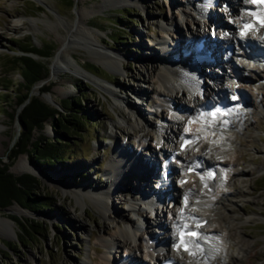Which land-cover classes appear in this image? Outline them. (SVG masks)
Here are the masks:
<instances>
[{"label":"rangeland","instance_id":"obj_1","mask_svg":"<svg viewBox=\"0 0 264 264\" xmlns=\"http://www.w3.org/2000/svg\"><path fill=\"white\" fill-rule=\"evenodd\" d=\"M65 1L0 0V84H7L9 78L15 84L8 89H0V161L7 162L9 149L21 130L16 116L20 107L15 105V95L21 92L16 88L20 78L16 71L2 73L6 67H1L5 56L20 54L13 40H29L36 48L44 44L53 46L50 57L38 58L46 66L47 74L32 86L30 94L55 107L68 120L78 121L76 131L69 136L60 130L62 127L57 122L59 158L45 169L40 167L41 170L54 173L52 181H44L20 169L21 160H25L28 166H36L26 154H19L8 168L13 175L28 173L36 176L40 184L38 198L46 201L48 206L34 207L41 212H31L16 203L0 208V217L10 218L15 230V235L6 236L0 228V264H103L100 256H103L104 248L99 240L106 239L117 229L115 221L123 218L124 221L127 219L141 224L143 216L129 209L125 201L136 183L140 187L146 186L140 181L138 183L135 176L136 180L130 179V175L134 174L133 169H128L124 175L125 183L121 182L110 191L106 215L100 211L99 202L70 190L79 186L107 190L109 179L105 171L107 165L115 160L116 155H112L114 146L129 147V151L135 150L138 155L141 144L155 146L158 124L163 121L171 124L173 118L183 124L179 114V117H172L170 109L160 102L157 93L162 89L161 83L150 75V59H160L164 55L155 39L162 37L171 41L177 31L185 34V25L191 23L189 11L196 19L194 22L200 26L199 29L207 34L204 20L200 17L202 15L186 0H146L142 5L130 1L118 2L120 0H70L71 6L66 5ZM205 6L221 21L232 22L235 19L231 18L225 2L212 1L208 4L209 9ZM214 31L216 36H221L219 29ZM260 47L264 51V45ZM113 53L121 57V69L113 68L102 58ZM56 55L59 56V64L56 65L57 71H54ZM96 59L103 63L96 62ZM65 62L71 63L70 67L80 73L67 69ZM230 62L235 66V71L241 74L251 76L260 72L235 47ZM230 62H223L218 70L215 66V71L222 73L221 83L225 92L233 88L235 97L241 98L246 105L239 115L232 117V121L239 122L241 127L229 128L227 131L231 135L230 148L234 157L244 154L246 160L235 163L233 170L240 171V175L228 182L229 189L241 192L221 200V203L227 204L224 207L221 203L209 207L210 224L220 230L224 244L223 250L211 253L209 264H264V85H252L239 77L234 82L235 86L230 88L229 76L233 75ZM86 71L99 76L98 81L104 88L87 80L84 76ZM201 79L214 88L209 77L203 75ZM41 86H48V92L39 94ZM108 88L109 91L106 90ZM135 90L144 94H137ZM177 97L184 106L191 105L187 96L178 93ZM73 99H77L78 103H72L71 111L63 112L59 104L67 106ZM126 104L140 111V117L137 118L143 127L139 125L137 132L133 129L135 114L128 111L127 106L123 107ZM114 123H120L121 126L114 129ZM50 124L49 120L41 131L33 130L31 139L54 138ZM168 146L166 140L160 139L156 149L167 150ZM169 149L170 153L174 151L171 147ZM55 151L58 150L54 148L50 153ZM145 151L147 148H142V160L150 152ZM172 179L176 184L175 177ZM150 187L149 183L147 188ZM156 212L165 227L157 225L154 210V216L148 212L143 214L149 222L147 229L149 232H159L156 234L160 237L166 236L170 224L167 221L169 208L166 203H162ZM11 217L21 221L23 227ZM74 219L83 221L84 227L74 226ZM30 221L33 225L28 228L26 224ZM19 227L23 228V232L19 231ZM144 232L138 230L136 240L112 248L109 258L124 261L128 255L135 253L143 264H152V261L141 256L146 240L140 236L147 239ZM242 241L250 246L247 248L248 253L240 250ZM183 257L186 259V254ZM111 262L110 259L108 264ZM179 262L178 259L177 263L181 264Z\"/></svg>","mask_w":264,"mask_h":264},{"label":"bare ground","instance_id":"obj_2","mask_svg":"<svg viewBox=\"0 0 264 264\" xmlns=\"http://www.w3.org/2000/svg\"><path fill=\"white\" fill-rule=\"evenodd\" d=\"M128 1L136 2L142 5L144 3L143 1L146 0H120L118 2L124 3ZM186 1L187 4L193 5L192 0ZM214 1L215 3L225 2V5H227L230 10L231 18H235V21L231 19L233 20L232 22H220L221 26H223V29L227 32L226 35H222V40H211L209 38V34L205 36L203 33L204 31H201L199 29L200 26L194 22V20L196 21V19L192 16L193 14H190L189 12L188 16L191 18V23L186 24L184 30V33L188 34L189 37H184L183 32L180 33L181 31H177L176 35L174 36L175 38H171V41H167L162 37L155 39L157 47L160 48L161 52H164V55H162L161 58L159 57L160 59H150L152 60L150 75H152L153 78H157L161 83L162 89L157 93L160 102L164 104L168 109H170V114L172 117H179L180 115L183 120V124H180L178 121H176V118H173L174 121H170L171 124H168V121H163L162 124H158L157 142L155 143V146H151L148 143H143L144 145L141 144L138 155L135 154L137 152L135 150H131L130 152L128 149L129 147L126 149L123 148V146H121L120 148H117L119 146H114L112 155H118V160H113L106 167V177L107 179H109V188L107 190H91L86 187L80 186L77 189L70 190L71 192L77 193L84 198L99 202L98 206L100 211L103 213V215H106V212L108 210L107 208L109 207L107 199L111 194L110 191L116 186H119L121 182L125 183L124 175L128 173V169L134 170V174L130 175L131 180H136L137 178L138 183L141 182L140 184L146 185L145 188L144 186L140 187L139 184L136 183L137 187L132 186L129 192L130 195H127L128 199H125L129 209L135 210L138 215L143 216V218H141L140 220L141 224H136L135 222L129 221L125 217V221L123 220V218H119L115 221V226L117 229L106 239L99 240L101 241V247L104 248L103 256H100L101 262L103 264H108L110 259L113 261L111 262V264H143L141 258H139L137 254L135 255V253L128 255V258H126V260L124 261L114 259L113 257L109 258V256H112V248L124 246L128 244L130 239L133 241L136 240L138 234L137 231L139 229H144V231L147 233V239H145V236H140L141 239L143 238L144 240H146V246L141 250V256L144 259L153 261V264H159L161 262V258L165 256H172L174 260H176V262L179 259V263L181 264H209L211 253L214 254V252H219L220 249L223 250L224 248L222 237L223 235L219 233V229L210 224L209 207H211L212 204L221 203V200L227 199V196H233L241 192L238 189H229L228 182L240 175V171L238 172L233 170V166L235 165V163L240 160L245 161L246 158L244 154L234 157L230 148L231 135H229V133L227 132L229 128H240L241 124L239 122L232 121V117H217L211 120L206 119L205 117L200 118L196 115V112L199 108L203 107L206 102H210V100L213 101V97H215L214 95L219 96V94L225 90L221 83L223 79L222 73H216V71L221 68V63L230 62V59L228 57H225L224 50H221L222 44L231 41L236 42V44L246 42L247 46H249L250 49L249 53L242 49L244 56H249V54L257 53L261 54L262 48L260 46L264 45V25L262 27H257L256 34H254L250 29L243 30L240 35L238 34L237 29L240 26L239 21L242 18L246 17L244 13L247 7L246 0ZM206 4L207 0H198L197 2H194V9L198 12V14L203 16V14L206 12ZM209 16L211 17V19L214 18L210 14ZM216 17L218 18V16ZM201 36H205V48L201 51L193 50L191 43ZM206 49H209L211 51L210 57H207L205 55L204 50ZM196 55L198 57H196ZM138 57L142 58V56ZM102 58H104V62H107L113 68L121 69L122 60L119 54H107ZM58 60L59 56L56 55V58L54 59V71H57L56 65L59 64ZM96 62L103 63V61L99 59H96ZM200 62L205 66H202ZM231 64L230 66H232V71L234 72L236 68ZM65 65L67 69L72 70L74 73H80L76 69L73 70L70 67L71 63L65 62ZM211 65L214 67L216 66L217 70L215 71V69H213ZM63 69H65V67ZM85 74L86 75L84 76L87 78V80L92 81L93 83H96L102 87V85H100L98 81L99 78H97L99 76L88 73V71H86ZM203 75H206V77H209L212 80L214 88H212V86L210 87L209 84L206 83V81L203 82L202 80L201 82V78L203 77ZM93 77L97 79H93ZM230 78L231 75L229 76V79ZM240 80H243V78ZM106 90L109 91L110 89L108 88ZM135 92H137V94H144L140 90H135ZM178 93L183 97L187 96L189 98V101L191 102V105L187 104V106H184L182 100L177 97ZM124 106H127L128 111L134 113L136 117H140V111L134 109V107H129L130 104H126ZM234 106L237 107L236 109H234L235 115L237 116L240 113V108H238V105ZM186 114L187 116L185 117ZM136 117L134 119L136 124L133 125V129L135 132H137L136 128L139 125L143 127V123H141V121ZM189 119L192 120L190 123ZM120 126V123H114L113 125L114 129H118V127ZM184 134H191L192 137L195 138V141L185 147L183 150H180L178 148V145L180 142V138ZM213 134L216 136L214 137ZM160 139H164L169 143V147L172 148L171 150H174L172 152V155L177 159V162L181 163L184 168L193 163L192 166L196 169V174H186L183 168L178 170L176 168L169 167L171 169L173 177L176 178L177 184H168L167 188L171 189V193L173 194L174 200L176 202V207H173V209L169 210L170 224L168 228L169 231L167 230V232L165 230L166 236H158L156 238L151 234L154 232H149L147 229L149 222L146 221L147 218L145 219V215H143L145 210H143L141 207L142 205L146 206V209L149 210L154 207L156 218L155 220H157V225L165 227L164 224L160 221L159 214H157L156 212V208H158L160 205H156V202L154 201H158L157 199L160 198V195H165L167 198V193L164 192L163 188L159 186V191H162V194H160L159 192H154L151 195L149 189L147 188L149 187L150 175L153 173L156 174L157 170L159 169V160L156 157V153L166 154L165 150L156 149V145H159ZM142 148H147V151H145V153L150 150V152H148V157H142L144 160L141 159L142 155H140V153H142ZM175 149H177V151H175ZM247 160L249 159L247 158ZM196 161L199 162L198 165H196ZM19 163L20 169L22 171L33 173L36 176L41 177L44 181H52L55 178L53 172L41 170L37 166L33 165L28 166L27 164H25V160H21ZM165 164L166 163H163L160 166H163ZM212 166L216 168L217 174L214 179L210 181L208 176V169L212 168ZM156 168L158 169L156 170ZM134 176L136 178H134ZM185 176H187L188 179L184 184H181L180 179ZM194 176L199 178L200 181L197 182ZM156 177L157 180H161V176ZM142 181H144L145 183ZM156 182L157 181L153 180V183L156 184ZM207 186H211L210 190H207ZM124 189L125 188L117 189L115 192ZM115 192H113L112 194L116 195ZM176 193L185 194L188 198V201L186 203H183L181 200L175 199ZM221 204L223 207L224 205H227L224 203ZM107 217L109 218V216ZM201 219H207V221L198 229L199 232L196 239H190L191 243L194 241V244L192 243L193 246L191 249H187L182 253L172 250H169L168 252H161L156 250L157 252L155 253L153 252V248V251L149 249L151 244H147L149 243L148 239L156 238L155 245H165L169 242L173 243L174 240L172 241L171 234L174 233V230L180 224H187L192 221H200ZM82 222L78 219H74L73 225H77L78 228L82 229L84 227ZM141 225H144L143 228H141ZM0 228L1 232L6 236L15 235L14 222L8 217H0ZM91 233L94 234V232ZM139 247L140 245L138 243V250ZM244 247L245 249H243ZM249 247L250 246L247 243L243 242L240 250H246L247 252V248ZM185 254L186 259L183 257V255ZM180 256L182 257L180 258Z\"/></svg>","mask_w":264,"mask_h":264},{"label":"trees","instance_id":"obj_3","mask_svg":"<svg viewBox=\"0 0 264 264\" xmlns=\"http://www.w3.org/2000/svg\"><path fill=\"white\" fill-rule=\"evenodd\" d=\"M65 2L68 6L72 5L70 0H66ZM13 44L20 54L5 56L1 62V67H6L2 73L16 71L20 78V81L16 83V88H19L21 92L15 95V105L16 107H20L16 116L18 117L21 130L18 132L17 140L9 149L10 153L7 156V162L0 161V208L16 203L31 212H41L39 208H44L48 204L46 201H41L38 198L37 189L40 184L36 176L28 173L13 175L8 171V168L19 154H26L27 157L31 158V163L39 168H47L50 163L59 158L57 126L60 125L62 127L60 130L66 136H69L76 131L75 128L78 121L75 119L68 120L65 114L60 113L55 107L30 94L32 86L45 78L47 74L46 66L38 58L50 57L53 52V46L44 44L36 48L29 40H13ZM33 55L37 58L33 57ZM7 80V84H0V89L5 90L15 85L10 78ZM48 90V86H41L39 94L46 93ZM72 103L77 104L78 100L73 99V102L69 101L67 106L59 105L63 112H69L72 110ZM49 120L55 134L54 138L32 140V131H41ZM57 122L60 123L57 125ZM54 148L58 151L50 153L51 150L52 152L54 151ZM34 207L39 208L35 209ZM11 218L23 227L21 221L15 217ZM32 225L31 221L26 224L28 228ZM18 229L20 232H23V228L19 227Z\"/></svg>","mask_w":264,"mask_h":264},{"label":"water","instance_id":"obj_4","mask_svg":"<svg viewBox=\"0 0 264 264\" xmlns=\"http://www.w3.org/2000/svg\"><path fill=\"white\" fill-rule=\"evenodd\" d=\"M33 57H35V56L33 55Z\"/></svg>","mask_w":264,"mask_h":264},{"label":"snow or ice","instance_id":"obj_5","mask_svg":"<svg viewBox=\"0 0 264 264\" xmlns=\"http://www.w3.org/2000/svg\"><path fill=\"white\" fill-rule=\"evenodd\" d=\"M254 2H255V0H254Z\"/></svg>","mask_w":264,"mask_h":264}]
</instances>
